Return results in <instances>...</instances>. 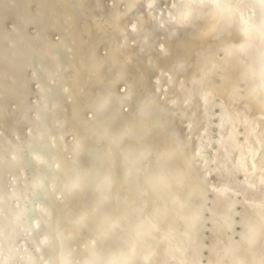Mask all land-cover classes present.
<instances>
[{
	"label": "bare ground",
	"instance_id": "6f19581e",
	"mask_svg": "<svg viewBox=\"0 0 264 264\" xmlns=\"http://www.w3.org/2000/svg\"><path fill=\"white\" fill-rule=\"evenodd\" d=\"M0 264H264V0H0Z\"/></svg>",
	"mask_w": 264,
	"mask_h": 264
}]
</instances>
